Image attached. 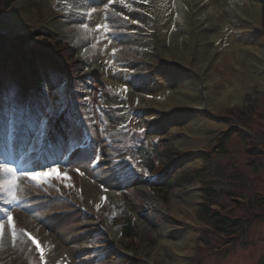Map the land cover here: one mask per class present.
Returning <instances> with one entry per match:
<instances>
[{
  "label": "rangeland",
  "instance_id": "rangeland-1",
  "mask_svg": "<svg viewBox=\"0 0 264 264\" xmlns=\"http://www.w3.org/2000/svg\"><path fill=\"white\" fill-rule=\"evenodd\" d=\"M156 1H152V7L157 4ZM244 1L242 2L243 7H247V2ZM253 1L261 6L257 21L260 27L248 30L247 33L240 32V37L252 36L254 42L260 43L264 47V0ZM93 2L96 8L105 6L103 0H94ZM150 2H141L144 9L141 14H144L145 8ZM24 4L21 0H16L12 9L4 15L3 20H7L10 26H14L18 23L16 16L28 9V13H32L28 17V22L22 28L19 26L20 24L15 25V27L23 29L26 34H42L43 37L38 38L34 43L35 46H38L44 38L52 43L50 50L61 57L71 70L73 88H69L65 94L60 90L56 92L54 88L45 91L50 103L48 107L39 98L31 97L28 92L22 91L19 93L20 104L9 103L4 99L5 102H1V109L9 115L15 114L17 116L20 112H30L35 115L48 109L52 115L43 131L48 126L50 130L52 127H57V123L60 122L67 126L69 122L70 136L75 139L70 149L82 144L83 137L78 122L74 119H68L67 121L66 113L72 117L79 114L89 125L88 127L92 129V136L83 144L84 149L75 161L69 160L70 150L62 153L58 159H48L45 156L42 158V155L32 156V152L36 153L41 147L38 133L37 139H32L31 147L36 146L35 150L32 151L29 147L26 148L22 155L26 154V156L20 162H17V158H14V163L23 166L28 164L29 159H38L36 165L39 163L41 165H51L53 161H56L60 166V172L67 173L70 179H49L47 183L36 184L27 177L21 176L18 180L15 199L11 195L0 191V200L2 201L0 202L2 204V207H0V223L4 225L3 229L0 230V264H11L12 260V264H17L15 263L18 258L17 251L20 252L25 264H39L41 253L29 239V233L22 230L27 227L29 219L22 217L17 220L16 216L21 215L33 219V226L37 231L36 235H30L40 243L43 254L48 258L47 264H100L95 252L98 245L106 253V264H116L120 259L129 256L134 258L131 264H163L161 258L167 254L169 257L173 255L175 258L184 261L183 264H264V222L257 221V219L252 222L249 228V236L244 242L245 245L242 244L243 239H240L231 249L213 255L204 247L205 242H207L204 234L208 231L207 224L209 223L201 211L204 207L202 205L208 201L201 194V189L205 184H209L217 192L216 196L211 197L208 203L222 208L230 207L233 203L229 195L231 193L240 196V198H250V200L255 197L256 193H264V160L250 164L245 145L240 139L231 138L226 144L225 153H215L212 157H209L210 159L203 156V151H206V153L211 152L218 142L220 134L232 125L237 123L242 129L250 131V128L244 122V118L251 122L254 121L255 115L262 113L264 116V87L258 82H248L244 86L243 92H241L242 95L240 94V102L233 103V101L215 109L208 107L207 110L199 112L194 109L192 111L179 110L173 120H169L171 119L169 114L154 120L147 116V108L130 103V98L127 97L128 92H125V87L122 84L118 86L112 78L103 77L99 74L98 71L101 65L94 57L88 55L89 52L91 55L92 53L95 54L92 48L87 51L86 56L75 57V50L69 46L67 30H63V28L72 27L68 24L69 22H64L62 28L58 29L56 26L57 30H49L45 23L47 18L52 17L51 15L56 11L45 8L43 2L38 0L31 3L25 2ZM72 10V6L67 7V11ZM48 11L49 14H46ZM82 13L84 16L80 19L81 23L88 26L92 24V10L86 9ZM192 18L194 21V16L191 17L190 21ZM124 19L123 17L122 20L124 21ZM243 19L246 20L245 18L240 20L245 22ZM141 27L144 29L145 24L141 23ZM86 32L87 29L82 28V33ZM0 33L10 39L14 34V28L11 30L1 29L0 27ZM108 33L110 36L107 37L112 43H116L117 40L112 31L108 30ZM197 34V32L194 34V54L201 47L200 43L204 46L207 43L198 42ZM84 39L86 42H90L91 36H86ZM209 45L213 47V42ZM225 46L222 48L219 44L214 45L215 54H218V56L220 53L222 54L226 49ZM62 47L65 48L66 55H64ZM128 55H130V42L118 48L115 54H111L112 62L119 64L121 61H126ZM215 58L216 56L212 57L208 68L212 67ZM175 65L178 66L176 63L160 60L157 67L159 74H163L164 70L175 71L167 79L170 84L174 83V85L186 75L192 74L190 68L181 64L178 67ZM117 69L118 67H116ZM213 71L215 75L222 76L221 64L214 67ZM258 72L259 76L264 77L263 65L258 66ZM146 73L145 77L150 85L158 83L157 76L154 73L152 74L149 71ZM204 75L205 72L200 73L201 82L205 80ZM214 80L213 85H219L222 81L218 77H215ZM86 83L88 86L85 85ZM129 84L131 88L136 87V82H129ZM139 84L141 83L139 82ZM9 86L7 84V88L11 89ZM54 86H57V84ZM143 86H145L144 81ZM198 87L199 96L205 99L206 92L201 85ZM70 90H72V94H69ZM194 90L196 91V86ZM128 94L130 95V93ZM74 97L77 98L76 102L73 100ZM85 97H88V99H85ZM206 100L204 101L208 104V100ZM58 104L64 105V111L56 114ZM191 115L204 118L210 121V125L213 126L208 129L199 126L200 133L197 136L187 134V132H176L171 128L174 125L173 121H177L176 123L180 125L185 122L184 118L189 120ZM4 121L7 128V121ZM37 127L39 128V125ZM141 128L144 129L143 133L139 131ZM127 132H129L128 136L120 137V135L123 136ZM251 134L255 137L258 136L254 132H251ZM183 138L189 140V142L194 139L195 141L200 140L197 141L200 147L185 150L188 145L181 142ZM261 139L264 142V136ZM125 140L130 141L129 146H122ZM149 148L155 149L154 162H157L156 167L158 168L153 176H149L145 167ZM4 154L6 153H0V162H3ZM96 155L100 156L99 161H102L100 165L98 164L99 161L94 162ZM46 159L48 161H45ZM191 162H199V164L195 166L188 165ZM14 163H11L10 166L14 167ZM15 168L17 169V167ZM103 168H113L118 173V177L112 184H105L103 191L96 187V190L84 193V205L93 214V217L83 215L80 212L75 213L74 207L54 202L47 197L51 193L68 195L79 200V186L87 185L88 188L92 184H98L99 186L100 182L97 176ZM41 170L40 167L35 171ZM133 171L132 184L133 187L135 185L141 190L140 194L139 192L129 193L124 184L126 175ZM165 172H170V179L180 180V184L172 185L169 190L164 191L165 193L160 192V189L150 191L151 180L155 176L163 175ZM189 175L195 176V181L185 182L186 177L190 178ZM3 180L4 174L2 173L0 183ZM190 187L195 190L189 192ZM197 187L198 189H196ZM111 191H116L122 197L118 204H114L115 206H111L112 201L109 200ZM48 200H51V202ZM175 205L181 208L180 214L185 219L179 221L173 214ZM9 211L13 217L12 226H9L7 221ZM129 215L133 218L138 231L136 241L133 239L134 243L131 240H123L117 230L119 226L114 224L115 220L120 221L121 218ZM100 225H105L109 231V236L112 235L113 238L103 233L104 235H101L103 242L98 244L99 242L97 243L96 239L98 233H100ZM39 231L40 234H38ZM77 231H83L85 236L76 238L74 235ZM190 232L192 241L189 244L190 246L186 248L188 252H185L186 255L184 256L176 252L173 254V250L169 249L170 247L167 244L160 246L162 240L168 241V239H173L175 235L181 237L188 235ZM65 235L70 236L72 241L65 240ZM222 237L218 238L221 243ZM75 239L78 241H75ZM212 239L219 242L213 237ZM16 246L18 247L16 248ZM78 247H81L82 252H76Z\"/></svg>",
  "mask_w": 264,
  "mask_h": 264
},
{
  "label": "bare ground",
  "instance_id": "bare-ground-1",
  "mask_svg": "<svg viewBox=\"0 0 264 264\" xmlns=\"http://www.w3.org/2000/svg\"><path fill=\"white\" fill-rule=\"evenodd\" d=\"M34 1L36 0H21L23 4ZM38 1H42L45 8L56 11L51 15L52 17L66 13L67 7L72 6V11H75L74 17L70 16L72 11H67L64 20L70 21L73 26L63 28V30H67L69 46L75 50V57L86 56L87 51L92 48L95 59L101 65L98 71L99 74L103 77L112 78L118 86L122 84L127 87V92L130 93V95L127 93L130 103L147 108V116L154 120L160 119L166 114L171 115L169 120H173L179 110L197 109L204 111L208 107L215 109L233 101V103L240 102V94L242 95L241 92H243L244 86L248 82H258L264 87V77L259 76L258 72L259 65L264 67V47L260 43L254 42L252 36L240 37V32L247 33L248 30L260 27L257 21L261 6L253 0H246L247 7H243L242 2H245L244 0H157L154 7H152L153 0H103L105 6L97 8L93 2L94 0ZM143 1H151L148 5L151 7L146 6L144 14H141V11L144 10L141 5ZM86 9L92 10L93 19L91 20L92 24L87 28V32L82 33L78 21L80 12H84ZM31 14V12L28 13V9L18 14L16 16L18 23L15 25L20 24L19 26L22 27L28 22V17ZM46 14H49V11ZM192 16H194V21L192 18L191 23ZM123 17H127L128 20L124 19L123 21ZM239 18H245L246 20L243 19L245 22H242ZM61 20L57 22V25L63 23ZM141 23L145 24L144 29L141 27ZM7 24V21H4L0 26L1 29L13 30L14 28L15 31L19 28ZM97 25L101 26L99 30H97ZM207 29L209 30L206 31ZM108 30L112 31L117 40L116 43H112L107 37L110 36ZM195 32L198 33V42H207L205 46L200 43L201 47L196 48V54L193 53ZM86 36H91L90 42H86L84 39ZM128 42H130L128 59L119 62V64H114L111 58L113 49L117 50ZM211 42H213V47L209 45ZM217 44L222 48L227 45L225 51L222 54L220 53L219 56L215 54L214 45ZM62 50L66 55L64 47H62ZM213 56H216L215 61L212 67L208 68ZM160 60L188 67L192 74L178 80L176 85L174 83L170 84L167 79L175 71L164 70L163 74H159L157 67ZM219 64L222 66V76L215 75L213 71L214 67H218ZM116 67H118L117 70ZM147 71L157 76V84L150 85L148 83L145 77ZM202 72H205L204 82H201L200 78ZM215 77L222 79L219 85H213ZM143 81L145 86H143ZM129 82H136V87L131 88ZM200 85L206 92L205 99L198 94V86ZM195 86L196 91L194 90ZM152 106L153 108H151ZM184 120L185 122L180 125L176 123L177 121H173L174 125L171 128L176 132H187V134L197 136L200 133L199 126L206 129L213 126L210 125V121L194 115H191L189 120L185 118ZM197 141L200 140L195 141L194 139L189 142L184 138L181 139V142L188 145L185 150L200 147ZM13 151L9 150L8 142L0 141V152L8 153L6 156L8 161ZM98 164L100 165V163ZM198 164L199 162H191L188 165L195 166ZM98 175L99 186L98 184H92L88 188L87 185H84L85 192H92L96 190V187L104 190L105 184H112L118 177V173L113 168H103ZM96 193L98 192L96 191ZM109 200L116 205L122 200V197L116 191H111ZM173 210V214L179 218V221L185 219L180 214V207L175 205ZM22 217L29 219L27 227L22 230L36 235L37 230L33 226V219L24 215L16 216V219ZM38 234H40V231ZM84 234L83 231H77L74 236L78 238ZM178 236L180 235H175L173 239H168V241H160V246L167 244L170 247L169 249L173 250V254L176 252L184 256L186 255L185 252H188L186 248L190 246L192 235L190 232L188 235ZM65 240L72 241L68 235H65ZM76 252H82L81 247H78ZM16 253L18 258L15 263L25 264L20 252L17 251ZM12 262L13 260L11 264ZM161 262L163 264H183L184 261L175 258L173 255L169 257L167 254L164 257L162 256Z\"/></svg>",
  "mask_w": 264,
  "mask_h": 264
},
{
  "label": "snow or ice",
  "instance_id": "snow-or-ice-1",
  "mask_svg": "<svg viewBox=\"0 0 264 264\" xmlns=\"http://www.w3.org/2000/svg\"><path fill=\"white\" fill-rule=\"evenodd\" d=\"M125 19L127 20L128 18L125 17ZM132 22L137 23L136 21ZM80 27L87 29L88 25L81 23ZM96 27L97 30H99L101 26L97 25ZM115 51L116 50L113 49V54H115ZM3 90L5 99L9 103L20 104L18 89H9L4 86ZM124 90L126 92L127 87H125ZM85 99H88V97H85ZM51 115L52 113L48 109H45L44 112L36 113L35 115L30 112H20L18 116L15 114L9 115L7 113H4L3 110L0 109V121H7L6 131L9 150H16V142L18 140L20 141L21 145H24L28 144L30 138L37 139V133L40 137H43L45 135L43 129L47 126ZM69 119H71V115H69ZM37 125H39V128L37 127ZM139 131L143 133L144 129L141 128ZM3 132L4 125L3 123H0V135H3ZM99 160L100 156L96 155L94 158V162H98ZM59 167V164H57L56 161H53L51 165H41V171H18L15 167L10 166V164L6 162H0V173L4 174V180L2 183H0V191L11 195L12 198L15 199L18 180L21 176L27 177V179L32 182H35L36 184L47 183L49 179H70L67 173L60 172ZM77 171H79V169H77ZM7 221L9 226L13 225V217L10 211L7 214ZM3 227V223H0V230H2ZM29 239L40 251L41 259L43 260V249L40 243L36 239H34L30 234Z\"/></svg>",
  "mask_w": 264,
  "mask_h": 264
},
{
  "label": "trees",
  "instance_id": "trees-1",
  "mask_svg": "<svg viewBox=\"0 0 264 264\" xmlns=\"http://www.w3.org/2000/svg\"><path fill=\"white\" fill-rule=\"evenodd\" d=\"M9 5H11L10 0H3L2 5L0 6L8 7ZM22 41L24 43H28L29 39H22ZM2 45L3 43L0 40V49H2ZM1 53L2 51H0V55ZM34 64H43L47 67L51 66L49 61L41 60L39 62L37 59L34 60ZM12 66V62H8L9 70H11ZM251 129L252 132L258 135L257 137L250 133L242 131L237 127H233L228 133H226L223 142L220 144V147H222L221 153L226 152L224 142L229 140L231 137L236 136L242 141L243 145H245V150L248 153L249 157L252 159L253 164H255L257 161L264 160V142L260 141L261 137L264 136V125L262 123L255 122L252 123ZM151 165H153V162H151ZM167 179L168 177L159 179L157 181V184L164 185ZM178 182L180 181L176 180L173 183H169L168 187L177 184ZM127 185H130L129 181L126 183V186ZM211 192H214V190L211 189L206 193L209 194ZM202 212L207 217L209 223L212 224V226L218 232L227 233L231 237V240L227 244L235 245L236 242L242 237L244 239L243 245H245L244 242L249 236V228L252 222L256 221V219L257 221L264 222V197H258L249 209H246L239 205L228 215L212 212L208 205H205L203 207ZM122 235L124 238H132L135 236V226L133 225L131 220H127L126 224L122 228ZM207 245L208 248L213 251L218 249L220 244L214 241L212 237L208 236Z\"/></svg>",
  "mask_w": 264,
  "mask_h": 264
}]
</instances>
